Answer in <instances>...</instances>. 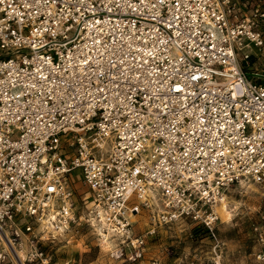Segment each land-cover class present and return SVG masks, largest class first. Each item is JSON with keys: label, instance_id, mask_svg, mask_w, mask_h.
Instances as JSON below:
<instances>
[{"label": "built area", "instance_id": "obj_1", "mask_svg": "<svg viewBox=\"0 0 264 264\" xmlns=\"http://www.w3.org/2000/svg\"><path fill=\"white\" fill-rule=\"evenodd\" d=\"M263 28L262 0H4L0 264H51L45 247L82 222L137 261L144 212L216 237L225 191L264 185Z\"/></svg>", "mask_w": 264, "mask_h": 264}, {"label": "rangeland", "instance_id": "obj_2", "mask_svg": "<svg viewBox=\"0 0 264 264\" xmlns=\"http://www.w3.org/2000/svg\"><path fill=\"white\" fill-rule=\"evenodd\" d=\"M259 58L254 56L252 62H257L259 71L264 73V51ZM260 81L264 83V79ZM72 185L77 216H85L89 191L81 177ZM225 197L231 214L225 216L218 208L216 237L189 219L155 225L148 212L138 216L136 232H154L148 234L144 255L137 261L111 257L108 248L100 244L95 228L85 222L45 249L53 256L51 264H264L257 257L261 246L255 231L257 227L264 230V185L241 181L231 185ZM2 264L21 263L12 260Z\"/></svg>", "mask_w": 264, "mask_h": 264}, {"label": "snow or ice", "instance_id": "obj_3", "mask_svg": "<svg viewBox=\"0 0 264 264\" xmlns=\"http://www.w3.org/2000/svg\"><path fill=\"white\" fill-rule=\"evenodd\" d=\"M3 2H4V0H0V4H2ZM141 2H143V0H141ZM0 43H2V42H0ZM85 62H87V61H85ZM191 79H192V80H197L198 77H196V76H192ZM103 91H104L103 89H99V92H100V94H101V96H100L101 99H104V97H103ZM171 91H174V92H181L182 89H180L179 86H175V87H173V88L171 89ZM88 106H89V107H93V105H92L90 102H89ZM78 107H83V105H78ZM97 107H98V105H97ZM114 119H115V117H113L112 119H110V120L108 121V124H107V125L103 124V122H102V123H101V127L104 128V127H107V126L111 125ZM80 126H81L82 128H86V127H87V125H86L84 122H81V123H80ZM136 171L138 172L139 169H137ZM49 191H50V192H53L54 189L49 188ZM203 195H204L205 197H208V196H209V192L205 191V192L203 193ZM135 211L138 212L139 209H135ZM52 219L55 220V217H53ZM37 264H39V262H37Z\"/></svg>", "mask_w": 264, "mask_h": 264}, {"label": "bare ground", "instance_id": "obj_4", "mask_svg": "<svg viewBox=\"0 0 264 264\" xmlns=\"http://www.w3.org/2000/svg\"><path fill=\"white\" fill-rule=\"evenodd\" d=\"M225 199H226V197L224 195L223 199L220 201V203L218 205V208L220 207V210L222 211V213L225 214V216L226 215L228 216L231 213H229L228 210H227V204L224 202ZM99 231H100V233H102L101 230H99ZM110 243H111V241L109 240V238H107L106 244H110Z\"/></svg>", "mask_w": 264, "mask_h": 264}, {"label": "crops", "instance_id": "obj_5", "mask_svg": "<svg viewBox=\"0 0 264 264\" xmlns=\"http://www.w3.org/2000/svg\"><path fill=\"white\" fill-rule=\"evenodd\" d=\"M79 177H81V175H80L79 173L75 172V173L73 174V178H72V180H73L74 182H76V181L79 180Z\"/></svg>", "mask_w": 264, "mask_h": 264}]
</instances>
